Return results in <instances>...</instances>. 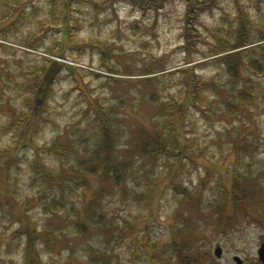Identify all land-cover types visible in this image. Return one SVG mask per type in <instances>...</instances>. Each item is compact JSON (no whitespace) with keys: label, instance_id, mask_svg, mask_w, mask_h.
I'll list each match as a JSON object with an SVG mask.
<instances>
[{"label":"rangeland","instance_id":"obj_1","mask_svg":"<svg viewBox=\"0 0 264 264\" xmlns=\"http://www.w3.org/2000/svg\"><path fill=\"white\" fill-rule=\"evenodd\" d=\"M181 2L144 11L130 0H70V22L62 31L50 18L51 0H29L21 19L13 0H0V28L7 36L0 37V264H25L27 245L34 252L22 220L44 233L53 229L51 245L41 239L37 248L43 264H180L172 251L162 253L176 235L210 253L211 264H238L236 255L244 264L261 263L264 208L260 218L251 204L264 199V73L247 74L255 81V99L230 111L225 102L241 86L210 47L219 31L236 35L241 8L252 33L264 29V0H219L202 16L201 42L190 61ZM47 58L62 65L31 113L35 90L29 91L33 81L23 80L20 62L41 67ZM153 67L162 69L144 74ZM191 73L217 85L203 89V105L190 100L185 81ZM183 97L188 102L178 120L163 111L162 103ZM102 108H115L109 147L95 113ZM23 112H30V127H24ZM172 121L186 142L182 156L188 155L180 162L181 186L169 174L178 160L149 153ZM38 151L41 165L66 177L87 173L81 161H108L88 175L87 185L74 183L64 207L47 210L39 198L41 179L31 167ZM123 160L133 175L117 184L108 164ZM237 195L246 199L235 204Z\"/></svg>","mask_w":264,"mask_h":264},{"label":"trees","instance_id":"obj_2","mask_svg":"<svg viewBox=\"0 0 264 264\" xmlns=\"http://www.w3.org/2000/svg\"><path fill=\"white\" fill-rule=\"evenodd\" d=\"M12 1V0H10ZM132 4H134L137 8L143 9L144 11L149 9L159 10L160 8L165 7L166 3L169 0H130ZM182 4L184 5V14H185V23L183 26V47L185 48L186 54H188V59L191 60L194 58L193 47L197 46L201 42V36H202V16L206 13V11H212L214 10V7L217 8V4H219V0H181ZM29 3V0H13V5L16 8V10H19V18H23L24 16V8H26ZM52 3V11H51V17L55 20H58L59 22V28H62V31L64 30V26H66L69 21V12L68 9L71 6L70 0H63V2H59L58 0H51ZM12 4V2H11ZM60 8V9H59ZM15 10V11H16ZM11 17V16H10ZM238 25L235 28L236 35L234 34H221L220 31L215 36L214 43L211 44V54L217 55L216 57H219L218 59L221 60L220 62L225 66L227 72L230 74L232 79L240 84V88L237 87L235 91H233V98L225 102V106L231 111H236L238 107L240 106V103H250L255 99L254 90L252 89L255 85V81L251 76H248V73H256V74H262L264 73V29L258 30L257 33H252L250 29L251 25V19L248 15V12L245 11L243 8L239 9L238 11ZM53 23V22H51ZM14 24L16 22L14 21ZM55 24V23H54ZM14 26V25H13ZM5 27L0 28V37L3 39H6V35L3 33ZM203 43V42H202ZM30 47H36L34 44H27ZM192 49V50H191ZM208 54V53H207ZM203 58L207 57L206 53H203ZM190 58V59H189ZM46 64L37 67L34 65H23V62H20V70L23 74L24 78L23 80H30L33 81V83L30 84L29 91L33 92L35 90L36 95V102L35 99L33 102H31V113L35 109V106L39 104L41 101H43L44 96H47V92H49V89H46L48 86H46V82H50L51 79L55 78V75L57 74L58 69H60V66L62 63L56 59L53 58H47L45 59ZM152 65V64H150ZM192 69L195 67L194 65L190 66ZM162 68L155 69V67L150 69H144V74L147 73H153L158 72ZM186 71V70H185ZM186 84H190L188 88V93L191 96L190 100L193 101L196 100L193 103L199 102L200 105H203L204 102V92L206 88H217L216 83L213 79L206 80L203 78V76L191 73L189 76H186ZM46 84V85H45ZM196 88H199L198 91H195ZM250 89V90H249ZM193 90V91H190ZM249 91V92H248ZM156 93L153 92V95ZM198 94V95H197ZM188 97L189 96H185ZM185 97H183L178 103H174L171 100L168 102L162 103L163 111L165 112L166 109L169 114L172 115V117L175 116V120H178L177 114L180 110H182L183 104L187 103L188 101L185 100ZM192 101H190L192 103ZM36 103V104H35ZM173 103L175 105H173ZM198 104V105H199ZM199 105V106H200ZM105 111L103 108L101 110L95 111L97 115V120L99 123V127L101 131L103 132V136L106 137L105 143L106 147H109L110 141L107 140V137L109 138V133H111L112 127H111V120L113 117V112L115 108L111 110V108H106ZM229 111V112H230ZM111 112V113H110ZM30 112H23V116L25 117L27 115V119L24 118L18 119L17 123H22L24 121V127L31 124H29L31 121ZM112 114V116H111ZM29 116V117H28ZM173 122L172 129H169L167 131L166 137L164 138H155L152 142V146L150 148V154L152 158H155L159 155H166L168 158V161L170 159H176L178 161L174 162L171 165V168L169 169L171 175V182L173 185L181 186L183 185L180 181V173L182 166L184 164H181L182 160L184 158H188V155H185V157L182 156L183 154V147L186 146V142H181L180 134L181 131L176 128ZM168 128H171V124ZM180 131V132H179ZM111 144V143H110ZM55 148H58L55 146ZM37 157L34 159L33 163L31 164V167L34 169L36 176H38L41 179L42 184V190L40 192L39 198L42 202H44L45 208L56 210L58 207H64L66 205V202L71 198L73 193L76 191L78 186H83L88 184V175L89 174H96L99 169L105 164H107L108 158L99 157L97 160L89 161H81L80 165L82 168L88 173L84 174H76L72 177H66L63 174H57L52 169L47 168L44 165H41L39 162V151L37 152ZM105 160V161H104ZM129 160H123L120 163H113L109 162V173L112 174V177L115 179L117 184H121L123 182H127L128 178L133 175L129 171ZM168 174V175H169ZM166 176V175H165ZM163 175V177H158L160 179L156 180L158 185V182L160 180H164L166 177ZM85 177L86 179H83ZM77 187H75V185ZM236 181L233 182L234 185V194H238L237 190L235 188ZM41 188V187H40ZM186 189V188H185ZM53 192L51 195L48 194V192ZM68 194V197H67ZM126 194V192H125ZM234 194L232 195L234 197ZM243 194V193H242ZM241 194V195H242ZM149 199L152 198V196H148ZM244 197L238 195L233 199L235 204L242 203L244 201ZM264 201V199H262ZM261 200L258 204H251V206H256V211H259V215H256L257 217H262L261 212L263 213L260 208H264V203ZM95 204L92 205L94 207ZM260 207V208H259ZM21 226L23 227V232L26 236V242L27 244H33L34 246V252L30 254L31 250L28 249L27 245V260L25 264H40L45 263L43 259L39 261V259L35 256L38 252V245L40 243V240L42 239L45 241L47 246L51 245V240L54 239V232L53 229L50 228L46 233L39 230L37 224L33 227H31V223L28 221L22 220ZM77 226L79 227L80 231L82 233H85L87 231V225L83 223H77ZM179 229H176V232ZM177 234V233H176ZM175 238L178 237V235L174 236ZM172 238L170 242H167V244H164V248L162 249L163 254H168V252L172 251L173 258L178 260L180 264H211V255L210 253H206L201 251L200 247L194 248L192 245H187L184 243V241L180 240L179 238L175 239ZM51 248V247H49Z\"/></svg>","mask_w":264,"mask_h":264},{"label":"water","instance_id":"obj_3","mask_svg":"<svg viewBox=\"0 0 264 264\" xmlns=\"http://www.w3.org/2000/svg\"><path fill=\"white\" fill-rule=\"evenodd\" d=\"M259 256H260V260H261V264H264V242L261 244V247L259 248ZM215 254L217 256H221L222 255V248L220 245H218L215 249ZM235 260L238 262V264H242L243 260L241 259L240 256H235L234 257Z\"/></svg>","mask_w":264,"mask_h":264},{"label":"flooded vegetation","instance_id":"obj_4","mask_svg":"<svg viewBox=\"0 0 264 264\" xmlns=\"http://www.w3.org/2000/svg\"><path fill=\"white\" fill-rule=\"evenodd\" d=\"M244 262H245V261H244V259H243V262H242V264H244Z\"/></svg>","mask_w":264,"mask_h":264}]
</instances>
